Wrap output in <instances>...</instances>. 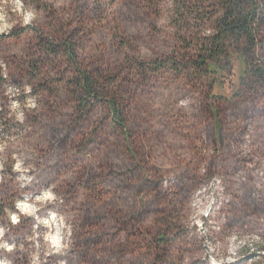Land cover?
Here are the masks:
<instances>
[{"label": "rangeland", "instance_id": "374dc122", "mask_svg": "<svg viewBox=\"0 0 264 264\" xmlns=\"http://www.w3.org/2000/svg\"><path fill=\"white\" fill-rule=\"evenodd\" d=\"M182 1L0 0V33L24 30L0 44V264H34L37 222L71 264H264V82L183 71ZM65 44L125 128L106 103L80 113Z\"/></svg>", "mask_w": 264, "mask_h": 264}, {"label": "trees", "instance_id": "16d2710c", "mask_svg": "<svg viewBox=\"0 0 264 264\" xmlns=\"http://www.w3.org/2000/svg\"><path fill=\"white\" fill-rule=\"evenodd\" d=\"M37 0H33L41 8ZM179 20L185 28L182 41L185 43L183 59H179V67L185 72H191L199 77L213 74L215 83L224 73L237 76L236 94L242 86H250L252 81L264 82V0H183L179 6ZM210 27L211 33L205 35L202 30ZM196 30V31H195ZM24 30L10 35L0 33V44L15 34L18 37ZM64 50L78 70L79 78L76 83L81 96L79 111L88 113L94 103L103 102L108 105L115 123L125 128L124 107L115 92L113 81H105L106 74L99 73L95 77L92 73L81 68L70 45H64ZM132 67H137L145 76L148 72L161 69L162 60H155L149 65L136 60H129ZM237 62V63H236ZM235 63L238 72L235 73ZM149 68V69H148ZM149 70V71H148ZM250 146V143L248 145ZM32 196V195H29ZM263 198V197H262ZM60 208L54 202L35 203L37 218L46 213V207ZM62 222L61 238L66 239L65 229L70 223L68 213L57 214ZM40 219V218H39ZM36 229H30L29 234L22 240L21 250L27 252L32 245L35 249L34 264H71L70 247L63 245L60 249H52L42 238V232L47 229L37 222ZM6 233L0 234V241ZM8 250L17 251L14 242ZM48 251V257L44 251Z\"/></svg>", "mask_w": 264, "mask_h": 264}, {"label": "clouds", "instance_id": "9594fccd", "mask_svg": "<svg viewBox=\"0 0 264 264\" xmlns=\"http://www.w3.org/2000/svg\"><path fill=\"white\" fill-rule=\"evenodd\" d=\"M27 22V21H26Z\"/></svg>", "mask_w": 264, "mask_h": 264}]
</instances>
